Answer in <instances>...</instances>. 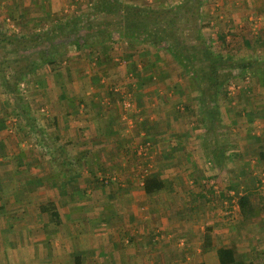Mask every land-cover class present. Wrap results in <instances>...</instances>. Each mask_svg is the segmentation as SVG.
Segmentation results:
<instances>
[{
	"label": "crops",
	"instance_id": "obj_1",
	"mask_svg": "<svg viewBox=\"0 0 264 264\" xmlns=\"http://www.w3.org/2000/svg\"><path fill=\"white\" fill-rule=\"evenodd\" d=\"M96 1L0 0V25L5 19H12L20 29L19 33L28 36L42 34L70 20H81V25L87 27L91 19L96 22L101 18L102 14L94 9ZM172 1L164 2L171 4ZM197 9L191 8L190 13ZM69 10L68 17L62 19L61 15L64 17ZM199 14L191 19L188 28L204 25L201 32L209 30L211 33L208 42L211 52L214 55H222L224 49L229 52L226 58L231 59V66L224 72L231 86L225 87L227 100L224 102L227 104L222 100L220 112L224 108L227 112L233 108L243 113L244 117L238 118L244 128L242 136L232 138L226 132L221 135L229 122L225 125L217 122L220 133L214 131V126L212 131L208 130L203 123L205 128H196L188 134L189 129L186 131L180 124L183 121L168 114V104L159 100L163 93L159 92L156 83L166 84L164 81L170 76L164 81L158 80L160 77L154 78L157 71H153L148 75L153 76L154 82L144 89H134V101L140 114L145 115V111L152 114L148 120L149 128L154 129L151 139H143L145 131L139 132L144 143H153L146 160L153 161L157 156L162 159L154 164L153 169L139 175L138 171L134 172L136 165L132 166L138 148L133 151L123 146L120 141L123 137L114 127L116 121L112 124L113 114L99 117L103 118L99 125L94 111L80 99L83 94L75 85L83 80L85 70L78 69V66H86L87 59L76 52L75 56H79L69 66L72 78L70 81L66 79L64 87L67 92L57 88L61 82L51 67L46 66L42 72L46 75L45 86L38 87L35 79L34 92L38 87V96L43 102L50 89L54 90L49 95H59L58 102L51 106V115H46L44 108H37V99L32 105L24 97L31 108L29 116L32 120H27L28 124L26 121L12 124L14 106L7 100L0 101V123L4 121L0 129V264H220L218 247L233 249L237 260L244 264H264V212L244 221L239 215L235 190H230L235 188L245 195L251 189L264 196V181L261 184L260 178L256 177L264 176V162L259 164L260 153H264V136L260 131L258 134L249 133V127L256 130L258 125L264 130V0H200ZM96 15L99 18H95ZM10 26L7 25L9 30ZM186 30L190 33L189 29ZM196 39L195 36L193 43H198ZM216 44H219V52L212 50V45ZM161 62L154 67L162 66L158 71L172 76L173 70ZM71 87L74 93L69 90ZM178 87L181 88L178 91L183 92L181 98L173 99L185 103H179L177 110L185 114V108L191 106L195 113L201 112V93L195 91V101L191 102L192 92L187 91L182 82ZM233 95H239L241 100L231 97ZM93 99L98 101L99 97L94 95ZM77 101H81L80 105L75 104ZM154 107L163 110L159 113ZM39 112L44 113L43 118L49 114L50 122L46 117L39 125L42 118ZM202 118L201 115L198 117L199 125ZM176 124L180 125L179 131L174 129ZM39 127L48 130L42 131ZM142 127V124L137 127V132ZM37 129L38 133L51 132L50 139L38 137ZM175 148L178 149L175 151ZM209 154L207 169H211L210 172L203 170L205 166L202 164ZM237 161H251L257 165L252 172L257 179L256 186L251 187L249 180L246 183L241 178H238L242 183L240 186L233 183V176L243 177L248 172H243L246 169L243 166L241 172L233 173ZM120 165H128L131 170L127 173L131 176L126 185L117 178ZM155 172L161 174L165 188L160 193L147 195L142 187L143 177ZM202 175L206 178L196 179ZM194 176L195 179L191 180ZM220 176L225 177L226 182L222 189L214 186L215 178L220 179ZM182 178L189 181L188 185L195 184L193 200L191 192L183 190V199L176 206L183 218L177 222L164 218L154 222L148 215H139V204H146L147 210L159 209L160 201L148 202L149 198L160 194L163 197V192L173 191L172 184ZM109 179L112 182L105 188L101 186L100 183ZM50 205L49 211H43ZM170 205L173 206L171 200L162 203L164 211H169ZM258 205L260 210V202ZM175 224L182 229L186 243H181L186 245L182 249L175 243V234H169ZM208 228L213 229L217 247L205 251L203 244Z\"/></svg>",
	"mask_w": 264,
	"mask_h": 264
},
{
	"label": "trees",
	"instance_id": "obj_2",
	"mask_svg": "<svg viewBox=\"0 0 264 264\" xmlns=\"http://www.w3.org/2000/svg\"><path fill=\"white\" fill-rule=\"evenodd\" d=\"M191 8L198 9L190 13ZM94 9L96 13L106 17L105 21L94 23V19L89 18L87 27L81 25V20H70L67 23H59L54 26L55 28L42 34L28 36L15 32V30L9 34L11 29L7 28V19L4 24L0 25V81L5 93L12 96L15 108L14 117L20 118L21 122L32 120L29 116L31 108L24 98L27 94H22L20 85L25 84L27 87L30 84L34 89L35 79H37V86L44 87L46 75L42 72L46 66L51 67L55 72L56 79L61 82V85L66 83V79L72 78V68L69 66L79 55L65 58L66 63H63L61 60L63 56L60 52L62 49L75 47V52L80 53L83 58H88V61L91 62L94 58L95 64L108 65V68H111L109 64L113 63L115 58L112 55V45L109 39L116 33L118 39H127L129 53L124 58L118 57L115 64L122 68L125 67L126 75L134 78L132 81L135 83H132V90L134 88L144 89L154 82V78L160 77L158 80L164 81L171 76L167 72L158 73V69L154 67L162 60L160 51L164 50L174 58L182 70L193 72V77L197 82L196 85H189V87L190 90L196 88V92L201 93L202 109L199 113L208 130L212 131L216 128L214 131H218L216 124L221 118L220 106L222 100H227L225 87L228 79L223 72L230 65L231 59L221 54L214 55L211 52L208 46L209 41L201 35L204 25L188 28L186 24L181 26L178 24L183 21L189 24L191 19L195 18V14H199L200 0H185L180 6L165 11H154L151 7L139 8L131 3L125 5L116 0H97ZM96 17L99 18V15ZM185 29H189L190 33ZM195 36L198 43H193ZM90 38L97 39L94 43L99 47L100 52L96 53L97 49H92L94 44L89 46ZM220 39L224 43V39ZM89 47L90 51L87 50ZM135 53L138 59L134 57ZM123 61L126 62L124 67L120 65ZM139 63L142 64V70L139 68ZM153 71H157L155 73L157 77L149 76V73ZM80 102L78 101L77 105H80ZM43 108L40 107V110ZM189 112L199 114L187 106L185 113ZM21 122L18 120V124ZM3 126L4 121L0 123V129ZM259 159L260 162L264 159V153H260ZM110 182L112 179L100 184L105 188ZM142 182L143 190L147 195L160 193L165 188V182L159 172L145 175ZM230 190H235L234 196L237 199L239 215L244 221L254 219L264 212V196L261 193L249 189L245 195H241L238 189ZM254 198L260 202V210ZM51 208L52 205L46 206L43 211H49ZM212 232V228L206 230L203 244L205 251L217 247ZM217 249L220 264H244L241 260H237L233 249L219 247Z\"/></svg>",
	"mask_w": 264,
	"mask_h": 264
},
{
	"label": "rangeland",
	"instance_id": "obj_3",
	"mask_svg": "<svg viewBox=\"0 0 264 264\" xmlns=\"http://www.w3.org/2000/svg\"><path fill=\"white\" fill-rule=\"evenodd\" d=\"M116 1H118V2H120L122 4H125V5L131 3L133 6H136V7H139V8L151 7L154 11H165V10L174 9L175 7H178L181 4V3H179L181 0H173L171 2V4L165 3L164 2L165 0H116ZM70 11L71 10H69V12L66 15H64V17L61 15L62 19L68 17L67 15L70 14ZM104 18H106V17L105 16H101V18L97 19L96 22H98V23L103 22V21H105ZM7 21H10L11 28L14 27V29L16 31L20 32L19 27L13 23L12 19H8ZM110 21H112L111 18H110ZM96 22H94V23H96ZM8 24H9V22H8ZM178 24L179 25L186 24V21L179 22ZM186 25H188V24H186ZM201 33H203V32H201ZM209 33H210L209 30L208 31L204 30L203 36H204V38L207 41H209V39L211 37V36L209 37ZM213 34L214 33H212V35ZM126 40L127 39H125V38L118 39V35L116 33H114L111 36V38L109 39V43L112 45V55L115 58L114 62L109 64V67L111 66V68H108V65H104L103 66V65L95 64L94 63L95 62L94 58H93V61H91V62L88 61L89 59L87 58L86 66H78V69L85 70V74L83 75L84 76L83 80H80V82H78L77 85H75V86L77 87L76 90L80 91L83 94L82 98H80V99L84 100V102H82V103H85V105H87V108L90 107V110L92 109L94 111L93 114L95 115V119L97 117L98 118L99 117H103V116L106 117L105 115H110L111 116L113 114L112 116L114 117V120H112V124H113V122L116 121L115 122V126H114L116 128L115 130H117V132L120 133V137H123V138H121L120 141H122L124 143V144L122 143L123 146L125 145L126 148H129V149L134 151V148H138L139 149L140 147H142V146H144L146 144V142L145 143L143 142L144 141L143 139H145V140L147 138L151 139L150 135H152L154 133V129H152V128L150 129L149 128L150 125L148 124L149 123L148 120L152 116L151 111L149 113H147L145 111L146 112V113L144 112L145 115H142V114H140L138 112L139 109L136 106V101H134L135 98H136L134 93H135V90H137V88L136 89L134 88L135 90H132L133 89L132 88V83H135V82L132 81L134 78H132L130 75L129 76L126 75V68L125 67L122 68L121 66H118V65L115 64L116 61L118 60V57L124 58L125 56H127L126 54L129 53V51L127 50V41ZM96 41H97V39H95V40L93 38L89 39L90 45L91 44L95 45V46H93L92 49L93 50L97 49L96 53H98L100 51H99V47L94 43ZM212 42L214 43V37H213ZM212 47H213L212 50L218 51V52L220 51L219 44H216L215 46L212 45ZM87 50L90 51L91 50L90 47ZM60 52H61V54L63 56V58L61 59L63 63L66 62L65 58H71V57L75 56V54H76L75 47H68L67 49H62V51H60ZM222 53H223L222 55L227 57V53H229V52H226V50L224 49ZM160 56H161V59H162L161 65L166 64V67L169 70H173V75L170 76V78H172L173 76H175V78L171 79V81H169L170 78L166 79L167 82L169 81L168 82L169 84H167L166 81H164L166 84H162L163 82H161V81H158L156 83L157 87L159 86V88H160L159 92L163 93V95H160V99L159 100H163V101L165 100V102L168 104L167 107H169V110H168L169 113L168 114H173L172 116H174L176 120L181 119L183 122L180 123V124L185 126L186 131H187V129H189V131H187V133L189 132L188 134H191V132L196 130V128L199 129V128L204 127L203 126L204 122H203V120H202V122H200V125H202V126H200L198 124L197 121L200 119V118L198 119V117H200V114L196 115V114H194L192 112H189L188 114L187 113L184 114V113H182V111L177 110L178 104L179 103L183 104L185 102L183 100H180L179 102H176L177 98L173 99V97H180L181 98V95H182L183 92H181L180 90L178 91V89L181 87V86L178 87V85L179 84L181 85V82H182L183 87L185 89H187V91L192 92L191 96H193V98L190 99L191 102L195 101L194 95L197 94V93H195V91H196L195 89L196 88L190 90L189 85H196L197 81H196V79H194L195 77H193L194 76L193 72L192 73L191 72H186V71L182 70L181 68H179V66L177 65L175 60H173L174 58L169 56V53H167L164 50H161L160 51ZM134 57L136 59H138L137 53H135ZM163 59H165L164 62H163ZM63 63H62V65H64ZM138 65H139V68L142 70L143 69V68H141L142 64L139 63ZM160 67L162 68V66H158L157 69H161ZM158 73H160V72L158 71ZM223 73L226 74L225 72H223ZM228 84H229V86H231V82L230 81L227 82L226 87H228ZM62 85L64 86L65 84L62 83ZM62 85L60 83V85H58L57 88L58 89L59 88L62 89L63 88ZM72 87H74V86H72ZM72 87L69 89L71 92H73L72 91ZM116 87H118L121 90L120 93L112 92V89H114ZM194 87H197V86H194ZM57 88H55V89H57ZM25 89H26V91L23 90L22 94L26 93L27 95H25V96L22 95V96L26 97V99H29V102H31L32 105L34 104V99L35 100L37 99V102H36L37 103V108L44 107V109H45L44 112H46V115H47V113H50V115H51V111H52L51 106L53 104H55V101L57 100V98L59 96V95L57 96L56 94H53V93L52 94L50 93L51 95H49V92H53L54 89H50V90L47 91L48 92V96H47V99L44 101V102H46L45 104H43L44 102L41 101V97L38 96V93H39V92H37L39 90L38 87H37V90H36L37 93L34 92L35 89H33L32 85H30V84H29V86L25 87ZM62 90H66V88H63ZM66 92H67V90H66ZM123 92H128V93H131L133 95L134 108H133V110L128 111V113L125 112L123 106L121 105V103H122L121 95L123 94ZM232 92L236 93V90H233ZM94 95L96 97H99V100H98L99 102L93 99ZM170 95L172 97H170ZM165 96H168V98L166 97V99H165ZM231 97H235V99H238V101L241 100L239 95H235V96L233 95ZM5 100H7V102L10 105H13L12 96L9 95L8 93H7V95H5V93L3 92L2 85H1V81H0V101H5ZM236 101L237 100H233V102H236ZM56 102H58V101H56ZM95 102H98V104H95ZM77 103H78V101L75 104H77ZM224 103H226V102H224ZM40 104H41V106H40ZM189 107L191 108V106H189ZM225 107H227V106H225ZM234 107H236V106H234ZM154 109H155V111H157L159 113L162 112V110H163V109H161L159 107H157V108L154 107ZM43 114H44L43 112H42V114L40 112L38 113L39 116L40 115L42 116ZM48 116H49V114H48ZM48 116H45L44 118L47 117L46 119L48 120V122H50ZM187 116H188V118H187ZM240 116L244 117L242 112H239L238 110H234L233 108H231V110L229 109V111L227 112V110L224 108L223 112H221V118H220L219 122L220 123L222 122L223 125H225L227 122H229V124L227 123L228 127H226L225 129H222L221 135H223L226 132L229 135H231L232 138L241 137L242 134L244 133V128L240 124L241 121L238 122L239 121L238 118ZM44 118L42 116V118L40 119L41 121H39V125L40 124L42 125V122L44 121ZM103 118L102 119L101 118L97 119L96 120L97 124L101 125L102 121H103ZM98 120H99V123H98ZM232 120L234 122L233 124L231 123ZM21 121L22 120H20V118H19V122H21ZM143 122H144V124H142ZM236 122H237V125H236ZM140 123L143 125L144 128L143 127H142V129L140 128V130L137 132V130H138L137 127L141 126ZM158 124L160 125V123H158ZM161 126H162V124H161ZM174 126H175L174 129L179 131L180 125H179V127H178V124H176ZM231 126L234 127V128H232ZM169 127H171V125ZM41 128L39 127V129H41ZM39 129H37V131ZM45 129H47V128H44V129L42 128V131H44ZM47 130H46L45 133L44 132L37 133V134H39L38 137L46 136V139L49 140L52 133L47 131ZM141 130L145 131L144 133H146V134L143 135L144 136L143 139H141L140 136H139V134H140L139 132ZM259 131H260V135L264 136V130L262 129L261 125H258L256 127V130L254 128H250L249 127V133L250 132H256L258 134ZM194 134H195V132H194ZM129 136H130V138H129ZM248 138H249V136H248ZM38 140H39V138H38ZM38 140H37V142H38ZM173 140H174V138L172 139V141ZM159 142L161 143V141H159ZM38 144H39V142H38ZM138 145H139V147H137ZM177 149L175 148V151ZM177 152H174V154H176ZM110 155H111V153H110ZM132 156H130L129 159H131ZM208 157H210V154L207 155V157L205 158V160L203 161L202 164L205 166V167H203V170L205 169V171H209L210 172L211 169H209V170L207 169V167H209V164H208L209 161L207 160ZM161 159H162V156H160V157L157 156L156 158H154L153 161H147L146 157H142V156H138V155L133 156V158H132L133 165L132 166L136 165L135 168H134V170H135L134 172L138 171L139 175L143 174V173L145 174L146 170L150 171L151 169H153V166H155L154 164L157 165V162H160ZM116 160H117V158H116ZM262 161L264 162V160H262ZM262 161L259 163L260 165H261V163H263ZM237 163L238 164L235 165V162H234L233 173L241 172L243 170V169H241L243 166L246 167V169L243 170V172H247V171L248 172H247V175H245L243 177L233 176V183L234 184H236V185L238 184L239 186L242 184L241 181H238L239 180L238 178L243 179L244 182L249 180L251 182V185H250L251 187L257 185V179H259V178H260V183L262 184L261 181L262 180L264 181V176L263 175L262 176H258L257 175L256 176L257 179H256V177L252 173L254 170H256V166H257L256 164L252 163L251 161L250 162L249 161L248 162L244 161L242 163H239L237 161ZM253 167H255V168L253 169ZM116 168H117V166H116ZM129 168L130 167L128 165L126 167H122L121 166L120 170H118L119 172L120 171L121 172L119 174H117V178L122 183V185H126V183L128 181V178H130V176H131V174H129V175L127 174V173H129V171H131ZM236 169H237V171H236ZM131 173H133V172H131ZM251 175H252V177H251ZM200 177L206 178V176L202 175V176L196 177V179L199 180ZM222 177L223 176H220V179L215 178L216 182H215L214 186L217 187L218 189H222L223 187H225V183H226L225 182V177H223V178ZM138 178H139V176H138ZM169 178H171V176ZM194 179H195V176L191 178V180H194ZM188 183H189V181L187 182L186 179L182 178V180H179V182L175 181V184L174 183L172 184L173 185V187H172L173 191L167 192V193L163 192V194H162L163 197L161 196V194L159 196L150 197L148 202L156 201V199L158 200V202L160 201L161 205L160 204H159V206L157 205L159 207V209L157 207H154L152 209L149 208L150 211H148L149 209L147 210V208H146L147 205L146 204H139L140 205L139 206V211H138L139 215H143V214L144 215H148V216H150L151 220H154V222H155V219L157 220V219H161V218L170 219L173 222L174 221L177 222L178 219L183 218V217L180 216L181 213L179 212V208L176 207L178 205V203L181 201V199H183V193H181V192L183 190L184 191H188V192L190 191L191 192V197L190 198H192V200H193V197H194L193 196V190H194V185L195 184L188 185ZM229 183H231V182L229 181ZM262 185H264V182H263ZM189 187H191V188L189 189ZM241 191H243V190L241 189ZM188 192H186V194ZM254 199L257 202L256 205L259 206L258 205L259 204L258 200L256 198H254ZM141 200L143 201V203L145 202L143 199H141ZM166 200H171L172 204H173L172 207H171V205L169 206V211H168V209H167V211H164L165 207L162 206V203L166 202ZM172 228H173V230L169 234H171V235H172V233L175 234V237H176L175 243L177 245H181V243L183 241L185 243V240L182 238V232H181L182 229L181 228L178 229L179 226L177 224H175V226H173ZM164 233H166V232H164ZM184 246H186V245H181L179 247V249L184 248Z\"/></svg>",
	"mask_w": 264,
	"mask_h": 264
},
{
	"label": "built area",
	"instance_id": "obj_4",
	"mask_svg": "<svg viewBox=\"0 0 264 264\" xmlns=\"http://www.w3.org/2000/svg\"><path fill=\"white\" fill-rule=\"evenodd\" d=\"M9 22L10 24V21H7ZM11 28V26H10ZM11 29H14V27H12ZM120 65H122L123 67L126 66V62L123 61V62H120ZM25 87L26 85L25 84H21L20 85V89L21 91L25 90ZM120 89L118 87L112 89V92L114 93H120ZM121 100H122V103L121 105L123 106L124 110L126 113H128V111H131L133 110L134 108V103H133V95L131 93H128V92H123V94L121 95ZM18 117H14L12 120H11V123L12 124H15V123H18ZM153 147V143L152 142H146V144L142 147H140L136 152L139 156H142V157H147L148 154L150 153L149 151H151Z\"/></svg>",
	"mask_w": 264,
	"mask_h": 264
}]
</instances>
